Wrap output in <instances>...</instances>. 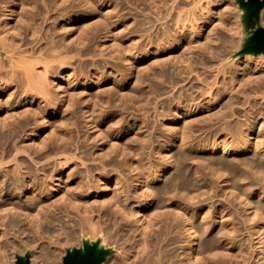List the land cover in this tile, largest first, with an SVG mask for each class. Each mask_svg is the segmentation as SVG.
<instances>
[{"label":"bare ground","instance_id":"6f19581e","mask_svg":"<svg viewBox=\"0 0 264 264\" xmlns=\"http://www.w3.org/2000/svg\"><path fill=\"white\" fill-rule=\"evenodd\" d=\"M166 1L0 0V264L74 239L100 264H264V51L236 48L256 17Z\"/></svg>","mask_w":264,"mask_h":264},{"label":"rangeland","instance_id":"374dc122","mask_svg":"<svg viewBox=\"0 0 264 264\" xmlns=\"http://www.w3.org/2000/svg\"><path fill=\"white\" fill-rule=\"evenodd\" d=\"M114 2H116L117 3V8L118 7H120V8H118V9H116V11H119L120 10V14H124L123 16H125V18H127V17H129V15H132L133 17L135 16L136 18V20H142L143 19V17L144 16H147V15H143V14H146L147 13V10H144V11H146V13L144 12V13H142V11H141V8H143V6H140L139 8H135V5H133V7H132V5H130L129 3L128 4H126V3H123V2H125V0H114ZM169 2H170V0H169ZM169 2H165V3H169ZM172 2H170V4H171ZM122 4H126V5H122ZM119 5V6H118ZM163 5V4H162ZM161 5V7H164L165 6V8L167 7V8H170V6L169 5H163L162 6ZM131 6V7H130ZM229 7H231L228 11H227V8H224L225 9V13H227V14H225L226 16H225V20H226V22L229 20V18H233V16H235V18H237V14H235L236 12L238 13V10L236 9V7H235V5L234 6H229ZM131 8V9H130ZM134 8V9H133ZM123 9V10H122ZM140 9V10H139ZM163 10V9H162ZM165 10H167V11H175V10H173V9H165ZM164 10V11H165ZM262 10V9H261ZM99 11H101V10H99ZM231 12V16H230V12ZM126 13V14H125ZM153 14V15H152ZM151 15L152 16H154V13H152ZM126 15H127V17H126ZM233 15V16H232ZM259 15H260V13H259ZM259 15H258V17L256 18V20L255 21H251L250 22V24L248 25V28H247V30H248V32H247V34H246V36H245V38H244V40L240 43V47H236V48H240L241 50L242 49H244L248 44H249V38L252 36V34H253V31H255L257 28H259V27H263L264 28V25L260 22V20H259ZM150 16V15H149ZM227 16H229V18L228 19H226V17ZM99 17H101V16H99ZM148 17V16H147ZM145 18V17H144ZM234 19V18H233ZM157 26H158V23H155ZM149 25L150 24H148V25H146V26H148V28H149ZM155 25V26H156ZM156 26V27H157ZM160 26H158L157 28H158V30H160V28H159ZM156 28V29H157ZM154 30H155V27L153 28ZM149 30H151V29H149ZM157 30V31H158ZM221 30V29H220ZM152 31V30H151ZM223 32H226L225 30H223L222 31V33ZM224 35H226L225 33H223ZM235 38H236V36H235ZM237 39H238V37L236 38V41H237ZM235 40V39H234ZM93 46V45H92ZM224 46L228 49V50H230V52L232 51V50H235V47H230L231 45L230 44H227V46L224 44ZM229 47V48H228ZM2 55V54H1ZM240 57V56H239ZM262 56L261 55H259V56H256L255 55V58H261ZM89 59V60H88ZM91 57H87V56H83L82 57V60L83 61H88V62H90L91 60ZM101 60V58H99V57H97L96 58V61L97 60ZM231 59H227L226 61H225V63L226 64H228V67H229V64H231ZM259 61H262L261 59L259 60ZM228 62H230V63H228ZM262 63V62H261ZM226 64H225V68H226ZM263 66H264V64H263ZM262 66V67H263ZM153 71V70H152ZM185 83L184 82H179V85H184ZM179 89V86L178 87H176V89L173 91L174 93L175 92H177V90ZM263 90V89H262ZM261 90V91H262ZM263 92V91H262ZM259 94H261V95H263L262 93H259ZM168 94H164V95H161L160 96V99L159 100H164L165 98H166V96H167ZM260 95V96H261ZM264 96V95H263ZM224 100V99H223ZM223 100L221 101V106H220V108H222L223 109V107L222 106H224L223 104H224V102H225V104H226V100L223 102ZM105 108H108V106L106 105L105 106ZM147 108V111H149V109H150V107H145V109ZM149 108V109H148ZM133 111V110H132ZM110 118H112V117H110ZM127 119L129 120V117H127ZM126 119V120H127ZM78 123H79V125L81 124V120L79 119V121H78ZM81 127V125L79 126V128ZM79 130V129H78ZM80 131H82L81 130V128H80ZM176 151H178V149H175L173 152H176ZM217 199V198H216ZM210 209V208H209ZM212 210H208L207 209V212L206 213H210V212H213V207L211 208ZM206 211V210H205ZM198 213L200 212L201 213V210L199 209L198 211H197ZM69 220V219H68ZM68 220H67V223H65L66 224V226L68 225V223L70 222H68ZM72 224V225H71ZM71 227H72V229H77L76 228V222H75V220L73 221L72 219H71V222H70V224H69ZM68 225V226H69ZM105 226V225H104ZM109 226H111V224L109 223V225L107 224L105 227H109ZM70 227V228H71ZM109 228H112V226L111 227H109ZM114 229H112V231H113ZM243 230V229H242ZM241 230V232L242 233H244L245 234V230H243L242 231ZM241 232H240V234H241ZM111 235V234H110ZM246 236V234L245 235H243V237H245ZM242 238V236L240 237V239ZM70 242H72V244L71 243H67V244H65V245H63L61 248H62V250H64V251H62V252H65V253H63V258L65 257V255L67 254V252H70V251H72L73 249H75V248H77V244L79 245L80 244V241L78 242V239H74L73 241H70ZM75 242V243H74ZM78 242V243H77ZM36 244L35 245H37V247L38 246H40L39 248H36V249H34V248H32V249H29V252L28 253H23V254H20V253H18V254H16L17 255V257H23V258H25L26 256L28 257V259H29V262H30V264H34V263H32V254H39L40 252H41V250H42V248L43 247H46L47 248V244H46V242L45 241H43V240H37L36 242H35ZM93 244V243H92ZM74 245V246H73ZM76 245V246H75ZM176 247V245H171V247H168V249L170 248V249H173V248H175ZM245 247V246H244ZM49 250V249H48ZM111 256V255H110ZM112 257V256H111ZM175 260H177V259H175ZM15 262H17V259L15 260ZM112 262H113V260H112ZM62 263H63V260H62ZM36 264V263H35ZM178 264V263H177Z\"/></svg>","mask_w":264,"mask_h":264},{"label":"water","instance_id":"95a60500","mask_svg":"<svg viewBox=\"0 0 264 264\" xmlns=\"http://www.w3.org/2000/svg\"><path fill=\"white\" fill-rule=\"evenodd\" d=\"M249 8L248 19L258 17L261 9L264 7V0H241ZM250 24V23H249ZM243 52L264 51V28L259 27L253 31L249 38V44L242 50ZM105 251L98 248L96 243L86 244L83 249L75 248L67 252L63 258L62 264H100ZM18 264H30L28 257H17Z\"/></svg>","mask_w":264,"mask_h":264}]
</instances>
